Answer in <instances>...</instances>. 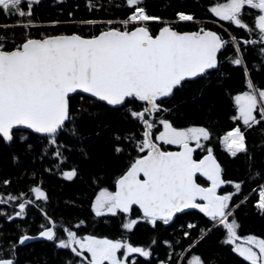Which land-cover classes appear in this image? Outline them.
<instances>
[{"label":"snow or ice","instance_id":"obj_1","mask_svg":"<svg viewBox=\"0 0 264 264\" xmlns=\"http://www.w3.org/2000/svg\"><path fill=\"white\" fill-rule=\"evenodd\" d=\"M38 2L0 0V11L6 15H16L24 21L11 27L28 28L32 24V6ZM141 2L126 0L132 10L118 22H78L81 25H109L98 34L73 32L41 35L39 38L25 35L21 43L12 40L13 47L6 46L9 38L0 36V140L4 143L13 141L18 127L25 126L35 133L44 134L50 145L56 144L58 134L65 130L67 122L71 120L69 94L77 90L96 98V103L104 102L101 106L122 107L128 103L127 98H134L143 105L139 111L128 109L130 116L143 125L142 139L135 141L137 155L129 162L126 170L115 178L114 190L108 187L99 189L91 204L95 215L128 214L130 208L136 205L142 217L125 218L121 225L123 229L131 230L138 219L153 225L158 220L168 223L174 214L183 209H199L211 221L218 222L227 230L224 242L233 243V251L250 264H264V238L247 235L243 237L244 243L235 244L240 237L236 231V220L233 218L229 222V216L232 215L230 208L234 207L229 203L232 193L220 195L217 189L225 183H234L239 191L241 183L226 182L212 147L201 143V140H210V131L202 126L177 128L163 118L165 113L171 112L170 108L164 107L165 99L175 95L192 78L217 69V53L226 44L231 43L234 48V54L228 57L230 63L244 65L239 42L235 37L226 41L217 32L204 28L178 31L172 24L161 21L160 17L147 15L145 9L139 6ZM23 5H27V11ZM92 6L99 7L90 0L89 7ZM245 6L258 11L251 26L241 19ZM209 10L221 20L247 29L250 35L255 33L256 38L245 40L244 44H260L261 63H264V0H225L223 3H215ZM177 17L179 21L194 19L192 15L183 12L177 13ZM149 21H161L163 26L153 33L146 26ZM114 23L122 27L113 26ZM4 27L7 29L9 26ZM244 73L247 90L231 97L235 111L231 119L242 121L245 128H251L264 122V89L248 79L247 66H244ZM156 125H161L162 130L153 138ZM68 131L72 136L78 135L75 127ZM20 139L24 140L25 137L21 135ZM116 139L120 140V137ZM125 139L134 140V137L127 136ZM219 139L233 157L246 151L245 136L239 125L225 132ZM158 141L177 145L179 150L163 151ZM193 142L195 148L206 152L199 159L193 157ZM115 151L120 153L123 149L117 146ZM53 154L62 156L59 145ZM197 173L206 178L209 182L207 186L196 182L194 177ZM63 175L71 179L76 171H65ZM31 191L37 198L46 199L39 186L33 187ZM8 199L18 198L9 195ZM27 203L32 202L18 204L20 211L15 216L24 213ZM258 207L264 210V187L259 190ZM45 216L47 218L46 213ZM47 219L51 223V218ZM83 223L80 221V224ZM41 227L43 230L38 235L53 240L54 227ZM187 227L191 229L195 225L189 223ZM63 231L66 239L59 238L57 246L70 248L77 257H81L78 264H126L125 258L130 253L149 256L147 249L133 246L123 236L120 239L94 235L81 237L69 229ZM184 235L188 236L189 233L185 231ZM28 239L31 237L21 235L19 242ZM120 250H123V258L118 255ZM0 264H14V260L0 256ZM187 264L203 262L200 256L192 255Z\"/></svg>","mask_w":264,"mask_h":264},{"label":"trees","instance_id":"obj_2","mask_svg":"<svg viewBox=\"0 0 264 264\" xmlns=\"http://www.w3.org/2000/svg\"><path fill=\"white\" fill-rule=\"evenodd\" d=\"M223 2L225 0H142L139 6L145 9L147 15L160 17L161 21L172 24L178 31L204 28L215 30L226 41L235 37L239 42L244 65L230 63L228 57L234 54V48L231 43L226 44L219 53L217 69L189 81L175 95L165 99L164 107L170 108L171 112L165 113L163 118L177 128L202 126L210 131L211 137L206 146L212 147L222 164L223 179L241 183L239 191L234 183H227L223 190L234 192L230 201L234 207L230 208L232 215L229 222L233 218L236 220L237 233L241 237L254 235L264 238V210L257 205L259 190L264 187V122L245 128L242 121L231 119L235 115L231 97L247 90L244 66L249 69L248 79L264 89V63H261L259 52L261 45H245V40L256 38L255 33L250 35L247 29L223 21L209 10L215 3ZM89 3L90 0H40L31 9L32 24L29 30L35 38H39L43 32L52 35L73 32L98 34L109 25H81L78 22H118L132 10L126 0H91L93 5L99 7H89ZM23 7L27 11V5ZM180 12L192 15L194 19L179 21L177 13ZM257 14V10L245 6L241 19L251 26ZM161 21H149L146 26L156 33L163 26ZM23 22L16 15H6L0 11V36L9 38L7 47L14 46L12 40L22 42L18 32L23 27L11 26ZM4 26L9 27L5 29ZM113 26L122 27L117 23ZM103 104L81 94H73L70 97L71 120L67 122L65 130L58 134L56 144L50 145L46 136L18 130L13 141L4 143L0 140V195L3 201L9 195L18 198L0 202V256L13 259L14 264H77L70 248L57 246L59 238L66 239L63 231L66 228L78 236L91 234L121 238L125 235L131 244L148 247L155 254L150 260L133 258L131 264H187L192 255L200 256L204 264H250L234 252L230 244L223 242L226 229L202 217L191 219L195 227L181 229L169 236L163 233L166 229L160 227L155 231L148 225L124 234L119 218L112 220L106 215H95L91 208L95 195L101 187L114 190L115 178L126 170L137 155L135 141L142 139L143 133V125L128 112L129 108L139 111L143 106L141 103L131 98L120 108L101 106ZM238 125L245 136L246 151L233 157L219 138ZM72 127H75L78 135H70L68 130ZM160 128L161 125H156L153 129V138ZM21 135L25 137L24 140L20 139ZM117 136L120 140L116 139ZM127 136L134 137V140L125 139ZM58 145L61 157L53 154ZM160 145L165 151L177 147L163 142ZM117 146L123 151L117 153ZM73 169L76 175L71 179L63 175L65 171ZM36 186L45 191V200L32 197L31 189ZM25 199L33 200L37 207L26 208L21 216H15L20 211L18 204ZM41 209L58 226L56 237L52 241L21 245V235H37L42 230L44 219ZM80 221L84 223L80 224ZM185 231L189 233L188 236L184 235ZM189 245L192 247L189 248Z\"/></svg>","mask_w":264,"mask_h":264},{"label":"flooded vegetation","instance_id":"obj_3","mask_svg":"<svg viewBox=\"0 0 264 264\" xmlns=\"http://www.w3.org/2000/svg\"><path fill=\"white\" fill-rule=\"evenodd\" d=\"M40 1V0H39ZM35 4V3H34ZM33 4V6H34ZM32 6V7H33ZM43 35V34H42ZM35 38V37H34ZM159 145L161 142H157ZM194 144V143H193ZM165 151V150H164ZM170 151V150H168ZM204 154H206V152L204 151V149H198V152L196 153V156H195V159H199L201 158ZM213 155L214 157L216 158L217 162L220 164L221 166V169H222V178H223V166L222 164L219 162L218 158L216 157V155L214 154L213 152ZM197 183L201 184L202 186H207L208 185V181L206 180L205 177H202V176H199L197 177L196 179ZM225 187H227V183L221 185L218 189H217V192L218 194L220 195H223V194H226V193H229V192H224L223 190L225 189ZM45 192V191H44ZM234 193V192H233ZM233 193H232V196H233ZM232 198V197H231ZM24 201H31L32 203H27L26 206H25V209L26 208H30L32 206L34 207H37V204L31 200V199H25ZM24 201H21V202H24ZM231 201V199H230ZM199 202V200H198ZM258 205V204H257ZM262 210V209H261ZM42 214H43V219H44V226L48 227V226H51V227H54V233H55V237H56V234H57V228L58 226L55 224V221L53 219H51V223L49 222V220L47 218H50L49 216H45V213L44 211H41ZM108 218H111L112 220L116 217V218H119V220H121V222L123 223L125 218H129V219H136L138 217H142V213L140 212L139 208L137 207H133L128 214H124V213H119L117 215H113L111 213H106L105 214ZM194 217H202V218H205L207 221H210L211 222V219L209 217H206L203 213H201L199 211V209H193V210H186V211H181L177 214H175L173 216V218L168 221V223H164L162 220H158L156 221V223L153 225V224H150L148 223L146 220H143V219H138L137 220V223L133 226V229L135 228H138V227H145V225H148L149 227H152L155 231L158 230L160 227L163 228V229H166V232H163L165 234H168L169 236H171L174 232L176 231H180L181 229H186L187 228V225L189 223H191V219H193ZM216 224L218 225V222H216ZM169 229V230H168ZM43 230V229H42ZM131 230H123L124 231V234H126L127 232L131 231ZM237 231V229H236ZM84 235H91V234H84ZM82 235V236H84ZM238 235V233H237ZM28 236L30 237H36V236H39L38 234L37 235H29ZM81 236V235H80ZM81 236V237H82ZM125 235H123L124 237ZM54 237V238H55ZM240 239H238L237 241H235V244H241V243H244L243 241V237L239 236ZM103 238V237H101ZM107 238L109 239H120V238H114V237H110L108 236ZM125 239H127V241L129 242L128 238L127 237H124ZM226 240V237L224 238L223 242ZM38 241H52V240H38ZM37 241V242H38ZM130 243V242H129ZM227 244H230L231 247H232V250H233V247H234V244L233 243H227ZM133 245V244H132ZM135 246V245H133ZM137 247H142V248H145L149 251V256L147 257H144L142 255H140L139 253H130L129 256L126 259V264H131V261L133 258H137V259H140L141 261L144 259H147V260H150L151 259V256H155L154 252L153 254L151 253L150 249L148 247H144V246H137ZM235 252V251H234ZM119 256H121L123 258V250H120V252L118 253ZM158 256V255H157ZM74 257L76 259V263L78 264V261H79V257H77L75 254H74ZM160 257V256H158ZM188 262V261H187ZM160 264V263H159ZM164 264H169L167 262H165ZM204 264V263H203Z\"/></svg>","mask_w":264,"mask_h":264},{"label":"water","instance_id":"obj_4","mask_svg":"<svg viewBox=\"0 0 264 264\" xmlns=\"http://www.w3.org/2000/svg\"><path fill=\"white\" fill-rule=\"evenodd\" d=\"M211 31H215V30H211ZM215 32H216V31H215ZM220 51H221V50H219L218 53H217L218 56H219ZM201 76H202V75H201ZM201 76H200V77H201ZM197 78H199V77H197ZM197 78H192L191 80H194V79H197ZM191 80H190V81H191ZM73 94H81V95H83L84 97L90 98V99H92V100H96V98H92V97L90 96V94H88V93H84L82 90H77L76 92L69 94L70 97H71ZM129 99H131V98H127V100H129ZM138 102H139V101H138ZM101 103H104V102H101ZM139 103H141V102H139ZM141 104H142V103H141ZM110 107H113V108H120L121 106H110ZM18 131H26V132L33 133V134L38 135V136H45L44 134H38V133L33 132V131L30 130V129H26L25 126H19V127H18ZM159 146H160V145H159ZM160 147H161V146H160ZM193 147H194L193 157L195 158L196 153L198 152V149L195 148V144H193ZM161 150H163V149L161 148ZM178 150H179V147L174 148V149H172V150H170V151H178ZM163 151H164V150H163ZM199 176H201V175H200L199 173H197L196 176L194 177V179L196 180L197 177H199ZM196 182H197V181H196ZM133 207H137V208H138V206L133 205V206L130 208V210H131ZM193 209H195V208H187V209H183V210H181V211L193 210ZM178 213H179V212H178ZM176 214H177V213H176ZM174 215H175V214H174ZM28 237H30V236H28ZM38 240H48V239L45 238V237H40V236L31 237V239L26 240L25 242L21 243V245H25V244H28V243H30V242H34V241H38Z\"/></svg>","mask_w":264,"mask_h":264},{"label":"rangeland","instance_id":"obj_5","mask_svg":"<svg viewBox=\"0 0 264 264\" xmlns=\"http://www.w3.org/2000/svg\"><path fill=\"white\" fill-rule=\"evenodd\" d=\"M58 1H60V0H58ZM108 27V26H107ZM106 27V28H107ZM19 33V36H18V38H21V39H23V37L25 36V35H30L31 37H33L34 38V36H33V34H32V32L29 30V27L28 28H24L23 27V29H21V31L20 32H18ZM43 35H52L50 32H48V33H45V32H43ZM160 130H162V126H161V128H160ZM158 142H162V141H158ZM206 142L207 141H204V140H201V143L203 144V145H205L206 146ZM194 144H195V142H193ZM205 151V150H204ZM41 188V187H40ZM42 189V188H41ZM43 190V189H42ZM44 191V190H43ZM45 193V192H44ZM45 195H46V193H45ZM32 197L35 199V200H39V199H42V200H45V199H43V198H37L36 197V195L33 193L32 194ZM0 201H3L2 200V197H1V195H0ZM6 202H10V200L7 198L6 200H4V202L3 203H6ZM230 203V202H229ZM106 213H104V214H102V215H105ZM101 238V237H100ZM253 248H254V250H256V251H258L257 249H255V247L253 246ZM81 259V257H79V260Z\"/></svg>","mask_w":264,"mask_h":264}]
</instances>
